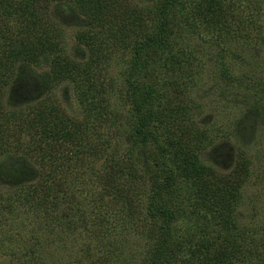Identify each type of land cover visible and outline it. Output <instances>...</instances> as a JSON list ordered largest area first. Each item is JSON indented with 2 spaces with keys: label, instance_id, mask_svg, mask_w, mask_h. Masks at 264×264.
<instances>
[{
  "label": "rangeland",
  "instance_id": "obj_1",
  "mask_svg": "<svg viewBox=\"0 0 264 264\" xmlns=\"http://www.w3.org/2000/svg\"><path fill=\"white\" fill-rule=\"evenodd\" d=\"M125 1L142 7L153 6L157 0ZM198 1L179 0L174 7L172 20L191 24L172 47L174 54L186 55L187 60L182 61L180 71L171 70L168 64L157 68L159 80L166 76L173 79L177 71L183 95L192 106L191 119L180 118L173 124L178 142L187 156H195L196 163L207 167L200 179L187 176V166L175 156V146L167 145V132L163 126L156 128L169 163L173 167L182 163L177 182L183 205L195 212L173 223L174 239L184 242L176 263L207 264V255L224 248L225 264H264V0H221L230 11L226 14L228 23L233 17L246 22V33L237 36L234 29L222 36L218 26L201 22L225 16H198ZM46 2V8L41 9L49 22L45 27L58 34L42 60L22 66L19 79L1 100L10 98L15 107H24L48 97L49 105L76 121L79 143L56 145V160L40 157L39 152L25 165L19 160H4L0 154L4 160L0 167V264H140L148 228L154 223L145 216L149 173L139 162L136 168L144 179H135L132 169V174L128 173L131 160L138 155L125 133L133 118L128 93L136 36H128L125 42L117 40L118 28L89 22L91 19L79 10L83 3ZM6 6L5 1L0 2V20L5 27H13L18 18L7 14ZM5 27L0 25L2 32ZM81 31L85 36L99 32L92 41L94 51L85 44L86 37L77 38ZM147 53L150 56L151 51ZM61 65L71 75L52 82L51 70ZM152 70L149 65L139 71L142 81H149ZM17 124L9 125L18 132ZM19 133L27 142L29 131L23 128ZM145 151L152 153L154 148L150 145ZM51 163L55 182L63 185V192L56 194V204L54 191L47 197L49 201L39 199L41 194L25 201L35 183L29 180L38 179L37 171L49 169ZM242 164L245 170L240 174V185L231 182L230 191L222 186L224 194L219 196L210 191L215 185L209 183L220 184L218 177L232 179ZM118 168H123V173ZM101 174L118 182L115 200L102 191ZM205 190L213 195L203 200ZM220 196L228 198L230 205L218 216ZM224 217L227 222L223 224ZM61 218H68L76 227L64 228Z\"/></svg>",
  "mask_w": 264,
  "mask_h": 264
},
{
  "label": "trees",
  "instance_id": "obj_2",
  "mask_svg": "<svg viewBox=\"0 0 264 264\" xmlns=\"http://www.w3.org/2000/svg\"><path fill=\"white\" fill-rule=\"evenodd\" d=\"M2 1L7 3L5 12L17 15L18 20L14 21L13 27H5L6 24L0 20L2 23L0 25L5 27L4 32L0 28V154L3 155L4 160H19L24 165L25 162H29L28 160L31 161L32 155H38L39 152L40 157L56 160L58 159L56 145L60 147L67 142L79 143V139L75 136L78 130L76 121L65 116L54 104L49 105L48 97L45 96L24 107H15L10 98L6 100L7 102L2 100H4L3 94L7 95L9 88H12L14 82L19 79L22 66L42 60L47 54L49 46L52 45V38L58 33L55 30L50 33L45 27L49 22L46 23L41 9L46 8V0H0V2ZM73 1L83 3L79 5V10L91 19L88 21L92 24L118 28L115 32L117 40L125 42L123 39L128 36H136V40L133 42V59L130 68V76L133 78H129L130 90L128 93L133 118L126 127L125 133L138 155L133 157L135 161L131 160L132 165L128 167V173L132 169V173L137 176L134 177L135 179H141V177L144 179L142 172L136 168L138 167L137 162L142 166V170L149 173L150 184L145 216L154 223V227L148 228L149 236L144 245L140 264H177L184 242L174 239L173 223L179 218L195 213L194 210L183 205L180 185L177 182L181 174L178 168L182 167V163H184L183 165L187 166L185 172L188 173L186 175L196 176L200 179L207 167L196 163L195 156H187L185 147L181 146L180 141L178 142L179 138L175 132L177 126L173 124L177 121L179 123L180 118L182 121L191 119L190 109L192 106L183 95V88L178 83L179 77L176 76L177 71L173 73V79L166 76L159 80L160 73L157 72V68L159 65H169L171 70L172 68L179 70L182 61L187 60L186 55L174 54L172 47L174 40L185 28H190L191 24L187 20H172L174 7L179 0H157L153 6L142 7H132L126 4L125 0ZM197 3L195 12L198 16L207 17L210 15L211 18L221 17V14L225 16V19L221 20H201L208 25L218 26V29L222 31L220 33L222 36L224 33L229 34L233 29L236 36L238 33L241 35L246 33L247 25L244 19L237 16L236 20L233 17L228 23L230 20L227 19L226 14L230 11L224 8L225 5L221 0H199ZM17 24L18 28H15ZM192 27L195 29L196 23ZM98 34L99 32H92L85 36L81 31L77 34V38L82 37L84 40L86 37L85 44H90V48L94 51L92 41ZM148 51H151L150 56L147 55ZM149 65L150 68H153L150 72L151 78L149 81H142L139 71ZM69 75H71L69 69L61 65L51 70L50 80L59 82L62 77ZM16 121L19 122L16 126L20 128L18 132L11 129L9 125ZM159 126H163L167 132V145L175 146V156H178L182 162H179L175 167L169 163L167 148L159 143L160 133L156 130ZM192 127L194 125L189 126V128ZM23 128L29 131L27 142H24L25 138H22L19 133ZM189 128L187 127V129ZM202 134L203 132L196 136ZM11 143H16V145L10 146ZM20 145L23 147L18 148ZM150 145L153 146L154 151L147 153L145 150ZM17 149H21L20 152H17ZM3 162L0 159V167ZM48 165H50L49 169L43 167V170L37 171L38 179L34 176L33 180H29V182L34 181L35 183L30 185L28 189L30 195L26 194L25 201L38 196V194H41L39 199L49 201L47 197L49 195L51 197L54 191V204H56V194L60 191L63 192V185L55 182V168L50 169L54 167L52 163ZM118 169L123 173L121 171L123 168ZM242 170H245L244 164L236 168L232 179L218 177L220 184L209 183L208 186L215 185L210 191L219 196V194H224L221 191L222 186L230 191L232 189L231 182L238 181V185H240L239 179ZM17 173L19 174V172ZM132 173L130 172V174ZM100 180L102 191L110 195L113 200L118 198V182L102 174ZM135 183L139 185V182ZM213 194H208L205 190L202 199L205 200L206 196L209 197ZM217 201L220 208L218 216H221L228 211L230 200L225 196H220L217 197ZM210 203L215 205V201H210ZM226 217L222 218L223 221L220 219L223 224L227 222ZM83 218L85 225L86 218L85 216ZM59 222L66 229L76 227L73 221L68 218H61ZM214 223L216 224V221ZM31 251L33 252V250ZM226 255L224 248L217 249L206 256L207 264H225L224 261L228 263ZM94 264H98V262H94Z\"/></svg>",
  "mask_w": 264,
  "mask_h": 264
}]
</instances>
